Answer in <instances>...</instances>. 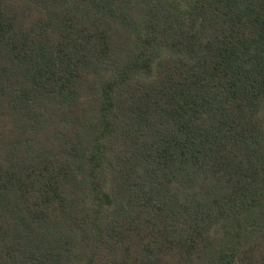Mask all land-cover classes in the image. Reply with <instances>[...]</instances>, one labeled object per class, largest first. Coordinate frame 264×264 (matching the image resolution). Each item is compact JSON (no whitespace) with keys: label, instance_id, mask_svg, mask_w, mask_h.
<instances>
[{"label":"trees","instance_id":"1","mask_svg":"<svg viewBox=\"0 0 264 264\" xmlns=\"http://www.w3.org/2000/svg\"><path fill=\"white\" fill-rule=\"evenodd\" d=\"M0 264H264V0H0Z\"/></svg>","mask_w":264,"mask_h":264}]
</instances>
